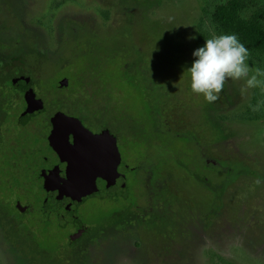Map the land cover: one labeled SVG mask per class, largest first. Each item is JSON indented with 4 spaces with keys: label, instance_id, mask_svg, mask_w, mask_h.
Masks as SVG:
<instances>
[{
    "label": "rangeland",
    "instance_id": "1",
    "mask_svg": "<svg viewBox=\"0 0 264 264\" xmlns=\"http://www.w3.org/2000/svg\"><path fill=\"white\" fill-rule=\"evenodd\" d=\"M226 1L0 0V36L15 54L0 63L35 69L34 41L59 69L72 58L82 97L106 108L139 170L128 177L141 182L122 201H87L77 216L90 230L74 246L68 230L15 211L23 192L1 184L20 179L0 172V264H264V106L249 107L264 93L241 95L244 81L228 80L208 103L187 71ZM244 1L241 16L264 11V0Z\"/></svg>",
    "mask_w": 264,
    "mask_h": 264
},
{
    "label": "flooded vegetation",
    "instance_id": "2",
    "mask_svg": "<svg viewBox=\"0 0 264 264\" xmlns=\"http://www.w3.org/2000/svg\"><path fill=\"white\" fill-rule=\"evenodd\" d=\"M33 46L30 50H34L35 55L30 68L34 66L35 69L25 70L18 63L4 68L0 63V172L20 179L18 184L1 185L23 192L21 197L10 199L15 211L20 214L37 212L44 223L53 222L68 230L72 235L71 244L78 246L90 230L77 216L80 208L89 200L122 201L124 188L141 184L135 179L139 170L137 167L132 170L129 161L123 158L122 139L115 126H107L106 108L100 106L96 110L86 97H82V81L86 74L79 76L77 84L69 72L72 58L59 69L53 62L51 48L40 52L37 41ZM14 56L9 37L0 36V60L12 61ZM78 128H85L94 135L108 132L114 138L119 155L117 178L110 183L113 186L104 197L85 196L80 191L73 194L72 201L61 203L59 210L45 209L47 197L58 192L66 179L64 162L58 152L62 154L63 145L74 140ZM152 163L148 166L149 177H153L156 167V163ZM131 170L136 177H128Z\"/></svg>",
    "mask_w": 264,
    "mask_h": 264
},
{
    "label": "clouds",
    "instance_id": "3",
    "mask_svg": "<svg viewBox=\"0 0 264 264\" xmlns=\"http://www.w3.org/2000/svg\"><path fill=\"white\" fill-rule=\"evenodd\" d=\"M241 18L248 17L242 15ZM205 27L211 38L206 39L202 47L193 51L192 56L195 59L187 69L190 74L191 91L203 95L206 102L214 103L219 99V94L228 80H243L241 95H246L248 90L255 88L264 93V69L259 67L253 69L249 66L248 48L235 34L217 35L213 27L207 24ZM262 106L264 99L258 100L255 105H249L253 112L260 111ZM255 183L260 184L261 181L257 179Z\"/></svg>",
    "mask_w": 264,
    "mask_h": 264
},
{
    "label": "water",
    "instance_id": "4",
    "mask_svg": "<svg viewBox=\"0 0 264 264\" xmlns=\"http://www.w3.org/2000/svg\"><path fill=\"white\" fill-rule=\"evenodd\" d=\"M30 110L32 106L26 117ZM75 132L74 140L63 145L62 154L58 152L64 162L65 183L47 197L45 209L59 210L61 203L72 201L73 194L80 191L85 196L104 197L110 193L113 186L110 183L117 178L119 155L114 138L108 132L94 135L85 128Z\"/></svg>",
    "mask_w": 264,
    "mask_h": 264
},
{
    "label": "trees",
    "instance_id": "5",
    "mask_svg": "<svg viewBox=\"0 0 264 264\" xmlns=\"http://www.w3.org/2000/svg\"><path fill=\"white\" fill-rule=\"evenodd\" d=\"M246 8L247 4L244 0H227L215 7L210 22L217 35L235 34L240 42L248 48L250 58L263 61L264 11L261 9L251 10L248 12V18L242 19L241 12ZM204 33L201 34V38L211 37L208 30H205Z\"/></svg>",
    "mask_w": 264,
    "mask_h": 264
}]
</instances>
